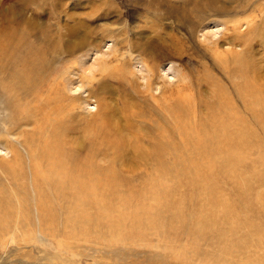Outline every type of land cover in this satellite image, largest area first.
I'll return each mask as SVG.
<instances>
[{"label":"rangeland","instance_id":"rangeland-1","mask_svg":"<svg viewBox=\"0 0 264 264\" xmlns=\"http://www.w3.org/2000/svg\"><path fill=\"white\" fill-rule=\"evenodd\" d=\"M207 2L0 0V42L18 46L29 64L35 59L34 79L43 78L23 84L21 62L7 63L13 52L0 51V264H237L244 253H261L247 251L264 229V0H214L218 13ZM247 89L262 100L250 106ZM33 91L57 116L70 157L92 165L94 176L116 178L99 190L112 194V222L121 210L133 213L123 232L110 229L105 206L88 201L81 208L88 222L73 220L68 191L37 182ZM225 96L252 132L237 153L245 155L237 166L243 183L229 178L234 168L211 172L213 156L181 132L180 119L211 128L210 113ZM168 139L173 146L162 152ZM195 163L206 165L200 183ZM210 176L228 198L218 204V224L208 188L196 194ZM234 208L235 225L226 216Z\"/></svg>","mask_w":264,"mask_h":264},{"label":"bare ground","instance_id":"bare-ground-1","mask_svg":"<svg viewBox=\"0 0 264 264\" xmlns=\"http://www.w3.org/2000/svg\"><path fill=\"white\" fill-rule=\"evenodd\" d=\"M215 3H214V0H208V2L206 3L205 6H207L208 9L213 10L214 13H218L219 8L216 7L217 5ZM220 11H222V10H220ZM187 17H188V15H187ZM4 38H6V37H4ZM7 42H8L7 39L4 42H0V51H6L5 53H7L8 51L13 52L9 56V58L6 62L11 63V64L14 61L21 62L20 63V64H22L21 65V71H17V75L19 74L22 77L23 84L29 85V87H31L32 82L34 83V82L38 81L37 78L34 79V75H35V77L37 74L40 75L39 71L37 73L35 72L36 69H39L37 65H34L36 63V60L31 58L30 59L31 66H30V64L28 63V60H27V56H22L21 58L19 57L20 55L18 53V49H19L18 46H14L11 50H9L6 46V45H8ZM0 54H3V53L0 52ZM0 59H5V58L2 57ZM89 69L91 70V68H89ZM41 78L38 81L39 84H43V81H42L43 78L42 79ZM35 85H37V84H35ZM37 86H39V85H37ZM33 93L36 95L35 99L37 101L36 106L34 105L35 108L33 107L34 108L33 109V115H34V113L37 112L36 116H34L35 119H33V122H34V125L36 124L35 125L36 126L35 133L40 136V137L38 136L39 137L38 143L35 141V139H34V141L36 143L34 141H33L34 144L32 143V151H33V154L35 156L34 158H37V160L35 161L34 166H33L34 167L33 168L34 169V175H35L37 182L38 183H43V182L51 183V184L55 185L56 189H59V190L60 189L65 190L66 189L68 191V193L73 197V202H74L75 208H76L75 210L77 211V213H75L72 216L73 220L88 222V220L86 218L89 215L86 212L82 211V209H81L82 203L85 201H88L97 207L105 206V208L102 209L101 215L104 218H105V215H109L108 220H109L110 229L114 232H120V233L123 232V229H125V228H123L122 224H123V222L125 223V220L130 217L128 215H130L132 212L130 213L127 210H121L118 213L117 218H116V220H118V221L112 222L111 220L113 218V210H114L112 205L110 204L112 194L105 192V191L100 192V190H99V188L115 186V183L117 182L116 178L114 176L112 178L111 176H108L107 174L102 175V176H94V171H93L94 169H93L92 165H89L88 168H85L84 165L82 164L81 160L76 159V161H75L72 157H70V154L66 151V148L63 146L64 144L62 145L58 140L57 129H58L59 124H58L57 116H54L55 113H49V112H47L48 110H45L47 100H43V101L40 100V98H39L40 91H33ZM49 94H51V93H49ZM243 94L245 97H247L249 99L247 101H249L250 106H252L251 105L252 101L259 102L260 100H262L260 97L257 96L256 93H254L252 90H249V89L244 90ZM40 102L43 104H39ZM48 102L52 103L53 100L50 98V99H48ZM230 102L231 101L229 100V98L225 96V98L223 100H221L220 102H218V104L212 109V113H210V117H211V119L213 117V119L216 122H215V124L213 123L214 125L211 126V128H207L205 125H201V123L200 124L195 123V122L190 123V122H187L183 119H180L181 132L184 135L187 132L190 133L189 131H191V133H192L191 135H188V133L186 134V137L184 138L185 142L189 138L191 139V137H194L197 140H196V142H195V140H194V142L193 141L192 142L194 143V147L199 152V154L202 153V154L207 155V156H210V155L213 156L212 165L210 167L211 172H214L216 169H219V168H222V169L234 168L233 169V175L229 176V178L234 177L239 183H243L244 179L241 177L242 173L239 174L240 172L237 169V166L243 161L245 155L237 154V153H243L250 146L249 138L252 135V132H251V129L249 127H247L245 125H241V126L239 125L240 117H242V116H240L238 114V112H236L234 110V106ZM53 108H56V106ZM60 116H62V115H60ZM28 118H29V116H28ZM104 118H107V114L104 115ZM30 119H32V117ZM197 121H199V120H197ZM172 146H173L172 142L169 141V139H168L167 142L159 145V149L162 152H167L172 148ZM140 150H141V148H140ZM64 153H66L68 159L65 157L66 155L63 156ZM195 153H196V151H195ZM188 160L189 159H187L188 166H189L190 165L189 163H191V162H189ZM183 161L185 162V160H183ZM188 166L186 163V167H188ZM195 167L197 168V170L199 172V174H197V175H199L198 176L199 177L198 183H200L201 179L204 180L203 175H204V170L206 169V165L205 164H198L196 166V163H195ZM190 168H192V167H190ZM159 170L164 172L163 167L159 168ZM244 174L245 173H243V175ZM248 174H250V173H248ZM245 178H246V176H245ZM206 179L208 182H212V183L208 184V185H200L199 189L197 188L198 190H197L196 194L204 193V195H205V191H203V190L201 191V188H203V187L208 188L210 210L212 212L210 214V216L212 217V220H211L212 223L215 224V223H217V221H219L221 219V213H222V212L220 213V210L222 209V207H220V209H218V204L219 203L223 204L224 200L226 199L227 196H225V198H223L224 196L222 197L217 193V189H219V187L221 186V185H219V183H220L219 179H218L219 182L215 181L213 176L206 177ZM159 181H160L159 178L155 179L154 183H158ZM193 182H194V180H193ZM195 183H197V182H195ZM195 185H197V184H195ZM209 189L214 190V193L212 196H211ZM209 193H210V195H209ZM221 195H224V194H221ZM39 196H41V200L40 199L39 200H40V206H41L42 210L45 213H49L50 209L48 206L46 195L42 189H41V195H39ZM120 199H121L123 205L129 203L128 198L120 197ZM226 200H228V198ZM182 202H183V200L179 203L180 204V209H179L180 214H179V218H178L179 221L181 220L180 216L183 215V211H182V207H181ZM1 206H3V204H0V208H1ZM231 210L232 209L226 210V216H229L227 218V220L229 221V223L231 222L233 225H235L236 222L239 223V215H241V214H240V212L237 213L236 209H235V212H231ZM261 211H263V210H261ZM203 214H204V212H203ZM137 216L139 217V215H136V217ZM226 216H225V218H226ZM0 219H2V218L0 217ZM126 222H128V221H126ZM242 222H244V221H242ZM247 222H249V221H247ZM244 224L249 226V224L246 222H244ZM251 226L254 227L252 224H251ZM254 228H256V227H254ZM249 229L251 232L252 229L250 228V226H249ZM253 240H254L252 242V245H253L252 248L253 249L249 248L248 249L249 251H247V252L250 253L252 250L256 249V252L260 251L261 253L258 255H255V256L254 255L251 256L250 254L244 253V258H242L240 260V263L238 260H235L234 262H236L237 264H254L253 262L256 261L255 259L258 258V262H260V264H263L261 261H263V259H264V229H261V231L258 232L257 235H255ZM230 251H231V249H230ZM230 251H228V252H230ZM234 252H236V249ZM242 255H243V253H242ZM260 258H263V259L260 260ZM258 262L256 264H258Z\"/></svg>","mask_w":264,"mask_h":264}]
</instances>
